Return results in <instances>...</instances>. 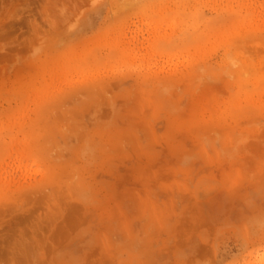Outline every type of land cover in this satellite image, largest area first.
I'll list each match as a JSON object with an SVG mask.
<instances>
[{
  "label": "rangeland",
  "instance_id": "obj_1",
  "mask_svg": "<svg viewBox=\"0 0 264 264\" xmlns=\"http://www.w3.org/2000/svg\"><path fill=\"white\" fill-rule=\"evenodd\" d=\"M0 264H264V0H0Z\"/></svg>",
  "mask_w": 264,
  "mask_h": 264
},
{
  "label": "bare ground",
  "instance_id": "obj_2",
  "mask_svg": "<svg viewBox=\"0 0 264 264\" xmlns=\"http://www.w3.org/2000/svg\"><path fill=\"white\" fill-rule=\"evenodd\" d=\"M59 2V1H58ZM49 3H50V1H49ZM50 6L47 4V6L45 7V16L46 17H48L49 16V13H50V8H49ZM18 15L17 14V11L15 10L14 12H13V15ZM33 26V31H34V33H36V34H38V32H39V30H40V28L38 27L39 25H35V23H33L32 24Z\"/></svg>",
  "mask_w": 264,
  "mask_h": 264
}]
</instances>
